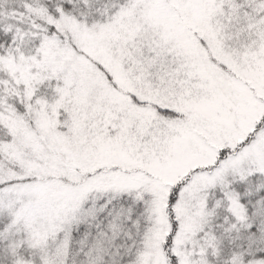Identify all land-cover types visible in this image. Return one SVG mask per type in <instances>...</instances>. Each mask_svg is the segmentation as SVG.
<instances>
[{"label":"snow or ice","instance_id":"obj_1","mask_svg":"<svg viewBox=\"0 0 264 264\" xmlns=\"http://www.w3.org/2000/svg\"><path fill=\"white\" fill-rule=\"evenodd\" d=\"M0 264H264V0H0Z\"/></svg>","mask_w":264,"mask_h":264}]
</instances>
